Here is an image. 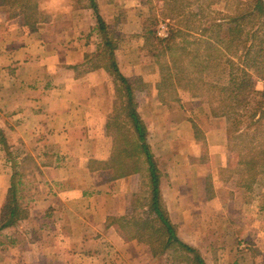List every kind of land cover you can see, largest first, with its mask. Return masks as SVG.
<instances>
[{
	"label": "crops",
	"instance_id": "crops-1",
	"mask_svg": "<svg viewBox=\"0 0 264 264\" xmlns=\"http://www.w3.org/2000/svg\"><path fill=\"white\" fill-rule=\"evenodd\" d=\"M92 1L96 11L90 0H35L40 22L1 21L0 213L18 166L28 212L0 230V264L171 263L170 251L153 256L115 220L153 214L147 172L112 167L116 108L132 131L114 66L130 87L177 239L203 264H264V188L245 187L229 118L163 75V43L148 35L139 1Z\"/></svg>",
	"mask_w": 264,
	"mask_h": 264
},
{
	"label": "trees",
	"instance_id": "trees-1",
	"mask_svg": "<svg viewBox=\"0 0 264 264\" xmlns=\"http://www.w3.org/2000/svg\"><path fill=\"white\" fill-rule=\"evenodd\" d=\"M90 4L92 9L96 11L92 0H90ZM240 4L243 8L241 7L242 9L238 10L233 17H227V23L224 21L215 22L208 30L201 31L203 34L206 31L211 32L203 38L201 34L202 39L195 35H193L192 41L185 39L187 34H191L194 30L192 28V30L187 31H172L170 29L169 37L165 40H159V44L163 43L160 54L163 57L167 54L169 56L168 62L162 65L163 75L169 80L173 79L176 84L187 86L195 94L200 93V96H206L210 104L213 100L209 99L207 92L203 90L206 87L215 90V92L218 90L217 105L213 107V116L235 117L237 120L241 116L237 109L240 110L247 106L249 104L247 99L251 95L264 97V91L254 89L256 79L251 78V75L264 78V0H246L245 3ZM0 6H8L16 10L10 17L23 16L27 25L36 24L41 20L37 5L32 0H0ZM189 6L190 3L185 0H164V17L176 18L186 15L196 17V13L188 10ZM97 22L99 30L105 31V25L98 15ZM223 23L228 26L226 31L223 28ZM145 24H148L147 30H149L148 35L150 36L153 33L149 28L154 24V18H147L144 27ZM179 37L184 38L182 46L176 43ZM191 45L201 46V53H192L187 50V47ZM110 47L111 45L106 43V48L111 50ZM196 50L198 51L197 48ZM206 52H211L208 53V58L205 56ZM232 56L240 57L242 68L237 74L233 73L234 68L231 67L227 73L228 80L225 85H214L202 79L201 72L212 66L211 63L219 65L218 60L219 63L224 60V63L234 66L230 58ZM188 66L190 67L188 68ZM113 72L120 82L123 92H125L127 111L124 118L130 122L132 131L126 128L125 124L122 125L119 122L123 119V117L121 118L123 111L122 108H116L118 111L115 113V132L117 133L115 151L117 155L112 161L114 165L112 167L116 174L124 176L136 171L144 170L147 172L150 186L149 209L153 214L152 218L146 219L126 220L124 217L115 219L117 226L127 239H134L147 245L153 256L172 251V254L176 256L175 259L173 258L174 261L172 260L174 263L184 261L187 264H203L196 251L177 239L175 229L161 207L158 191L159 176L144 143L145 129L135 113L129 85L118 73L115 66ZM212 93L214 92L212 91ZM256 113L258 116L255 118ZM249 118L252 125L256 127L257 133L250 136V139H257L258 142L251 147L252 149L248 150L250 157L245 158L242 162L245 168V187L247 188H251L253 184L259 181L258 176H261L264 166V100L249 114ZM241 137L243 136L239 133L234 139H241ZM246 137L249 136L245 134V139ZM136 156L138 158L135 160ZM140 157L143 158L142 161ZM17 168L22 169L23 167L18 166ZM19 172L13 171L11 184L0 213V230L27 217V208L22 206L20 202L22 199L18 194V189L22 186ZM180 251L184 254H181Z\"/></svg>",
	"mask_w": 264,
	"mask_h": 264
},
{
	"label": "rangeland",
	"instance_id": "rangeland-1",
	"mask_svg": "<svg viewBox=\"0 0 264 264\" xmlns=\"http://www.w3.org/2000/svg\"><path fill=\"white\" fill-rule=\"evenodd\" d=\"M32 1L35 3V0H32ZM137 1L141 3L140 10L144 12V15L145 16L147 15L148 19L154 18V24L149 29L152 28L151 31L153 33V37L159 43V39L155 37L154 33H155V28H156L157 23L162 19L169 20L170 29H172V31H177V30L187 31L189 29L192 30L193 28L194 30H192V33L187 34L188 36H186L185 39L192 41V39H194L193 35L202 39L203 36L205 37L211 34V32L209 31L208 33V31H206L203 34L201 31L208 30L215 22L221 23L224 21L227 23V20H228L227 17L229 18L233 17L238 12V10H241L243 7L240 3H245L246 0H185L186 2L190 3L188 10L193 11L197 15L194 18L191 17L190 15H186L184 17L179 16L176 18L164 17V14H163L164 0H137ZM2 9L5 12L2 15L0 12V27H1V21H3V19H13L14 17H10V16L14 13V11H16L13 8H10L8 6H0V11H2ZM226 23H223L224 24L223 28L225 31L228 29V26ZM13 25L16 26L15 24ZM229 29H230V26H229ZM200 35L202 36V38ZM183 40L184 38H180V37L177 38L176 40V43H178L177 45L182 46L184 43ZM196 48L198 49V51L196 50ZM187 50L191 51L192 53L193 52L201 53L202 48L201 46H198V45H191L187 47ZM156 52L161 62H164L169 57L168 54L166 55L167 58L163 57L160 54V48H158ZM206 53L207 54L205 56L206 58H208L207 57L208 53H211V52H206ZM230 58L233 61L234 66L224 63V60H221L219 63V60H218L217 62L219 65H213V63H211L212 66L208 67L203 72H201L202 79L205 82L211 83L214 85H225L228 80L227 73L228 71H230L231 67L234 68L233 73H237V74H239V69L242 68L241 60L239 56L238 57L232 56ZM189 67L190 66H188V68ZM251 78L253 80L256 79L254 81V89L256 91H264V87L261 84L259 85L256 84L259 80H262L264 78H259L257 76L255 77V75H251ZM203 91L207 92L209 99L213 100L212 101V103L214 104L213 106H216L217 105L216 98H217L218 90L215 92V90L207 89L206 87ZM212 91L214 93H212ZM247 100L249 102L247 106H245L244 108H241L240 110L237 109L238 113L241 115L238 118V120L235 117L229 118V131L231 133L230 135H232V137L233 136L235 137L237 136L235 135V133L236 134L238 133V135L239 133H241L243 136L241 137V139L240 138L233 139V142L235 144V151L243 155V157L245 158L250 157L248 154V150L252 149L251 147H253V145H255L258 142L257 139L256 140L250 139L251 138L250 136L255 135L257 133H256V127H254L251 123L249 114L254 111V109L258 106L260 102H263L264 97L259 96V95H251ZM257 116L258 115L256 113L255 118ZM245 134L249 136V137H246V139H245ZM15 170L18 171L17 168ZM258 179H259L258 184L264 188V166H263V171L261 173V176L259 175ZM262 200L263 199H261V201ZM170 253H172V251L169 252V255ZM180 253L182 254V251H180ZM175 257H176L175 255L173 254L171 255L172 259L171 258L169 259L171 260V263H172L173 258L175 259ZM160 261L161 262H159V264H167V258H165V260L161 259Z\"/></svg>",
	"mask_w": 264,
	"mask_h": 264
},
{
	"label": "built area",
	"instance_id": "built-area-1",
	"mask_svg": "<svg viewBox=\"0 0 264 264\" xmlns=\"http://www.w3.org/2000/svg\"><path fill=\"white\" fill-rule=\"evenodd\" d=\"M170 23L168 19L160 20L155 28V37L159 40H165L169 37ZM257 83L264 87V79L259 80Z\"/></svg>",
	"mask_w": 264,
	"mask_h": 264
}]
</instances>
